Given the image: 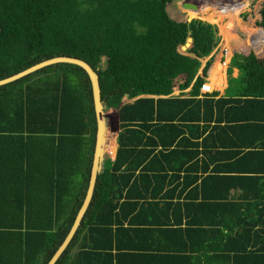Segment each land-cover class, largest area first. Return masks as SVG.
<instances>
[{"label":"trees","instance_id":"1","mask_svg":"<svg viewBox=\"0 0 264 264\" xmlns=\"http://www.w3.org/2000/svg\"><path fill=\"white\" fill-rule=\"evenodd\" d=\"M172 1L0 0V79L51 57H77L98 71L104 111L118 108L115 157L103 158L55 264L76 247L73 264H104L113 226L118 237L124 220L136 236H186L200 264H264V60L234 53L222 96L201 93L209 62L198 69L219 33L227 46L242 45L237 29L264 57V32L241 23L248 0L217 5V23L185 18ZM189 36L192 46L180 51ZM224 71L213 63V87H223ZM175 87L182 92L170 95ZM95 135L91 83L80 66L55 63L0 85V264L48 262L84 199ZM105 139L113 154L108 132ZM134 256L130 264L147 255ZM180 256L163 252L152 263L182 264Z\"/></svg>","mask_w":264,"mask_h":264},{"label":"water","instance_id":"2","mask_svg":"<svg viewBox=\"0 0 264 264\" xmlns=\"http://www.w3.org/2000/svg\"><path fill=\"white\" fill-rule=\"evenodd\" d=\"M201 5H202L201 3L197 1H193V0H183L180 2V7L184 10H195L196 11L199 7H201ZM191 46H192V38L189 36L187 38L186 43L181 46V50L185 51L187 48H190ZM55 63L75 64V65L80 66L87 73L90 83H91V89H92L94 114H95V120H96V135H95V143H94L92 164L90 168L88 187H87L84 199L82 201V204L77 214L74 217V220L72 222V225L68 233L66 234L63 241L54 251V253L52 254V256L50 257V259L48 260L46 264H55L57 259L66 249L67 245L70 243L72 237L74 236L76 230L78 229L80 225L83 215L85 214L88 208L89 202L93 195V190H94V186L96 183L97 175L100 172L101 167H102V160L104 158V146L106 142L105 136L107 132V123H106V116H105L106 112L104 111L103 103L101 100L98 71L94 69L93 67H91L86 61L82 59H79L77 57H72V56L51 57V58L42 60L40 62H37L15 74H12L8 77L0 79V85L15 81L45 66L55 64ZM117 120H118V117H117ZM115 154L116 152L114 153V156Z\"/></svg>","mask_w":264,"mask_h":264},{"label":"rangeland","instance_id":"3","mask_svg":"<svg viewBox=\"0 0 264 264\" xmlns=\"http://www.w3.org/2000/svg\"><path fill=\"white\" fill-rule=\"evenodd\" d=\"M181 1H183V0H173L172 2H176V5L179 7V9L182 12H184L185 18H188V19L199 18L201 20H205V21H208L211 23H217L216 21H218V19L215 16L216 6L217 5L223 6L226 1H230V0H193V1H197V2L202 4L201 7H199L196 11L195 10H184V9H182L180 7ZM242 1H244V0H242ZM245 3H247L246 6L244 8H242L241 11L238 12V14H237L241 23L244 24V26L248 27V28L251 25H257L264 32V19L260 18V12H259L261 10L264 13V0H248ZM187 12L189 13L190 18L188 16ZM227 31H228V26H227ZM235 32L239 36L238 41L242 45H238V43H236L234 40H231L229 43V46H227V43L225 41H223V37L220 35L219 29H218L220 39L218 41L216 49L209 56H207L205 59H203L199 63L198 69L200 72L201 68L206 63V61L209 62V67L207 70L208 75L206 78L208 80V82L210 80V71H211L213 63L216 61H219L222 64L225 63L224 84H225V82H227V85H228L229 61H230L231 56L234 53H242L244 55L252 54L257 60H261V61L264 60V57L256 56V53H255L253 47H251L249 44H247L248 36H247L246 32H243L240 29L239 30L237 29ZM225 49L227 50L226 54H225V52L223 53V51ZM179 50L182 51L181 47L179 48ZM182 52H184V51H182ZM236 73H237V71L233 70V76H235ZM210 86H212V85L210 84ZM213 88H215V87H213ZM215 89H217V88H215ZM220 89H222V88H220ZM178 90L179 89H177L175 87L173 92H172L173 93L172 95H177L180 92H182L180 90V92L177 93ZM186 90H188V89H185V91ZM127 101H128V99L126 97H123L122 102H127ZM117 110H118L117 107L109 106V108L106 110V115H105L106 116V123H107V132L110 134L111 140L112 141L114 140V142L116 140L117 133L119 132V125H118V120H117ZM115 146H116V148H115L114 153L116 152L117 144ZM114 153L111 154L109 152V150H107L104 146V157L105 156H110V157L112 156L113 157Z\"/></svg>","mask_w":264,"mask_h":264},{"label":"crops","instance_id":"4","mask_svg":"<svg viewBox=\"0 0 264 264\" xmlns=\"http://www.w3.org/2000/svg\"><path fill=\"white\" fill-rule=\"evenodd\" d=\"M234 70L237 71L236 68H234ZM226 87H227V82H225L222 89H216L219 92V96H222L224 94ZM228 133L232 135L230 131H228ZM127 225H129L127 220H124L122 229L125 230V233H119L118 237L115 231L116 227L113 226L112 239L110 242L111 247L109 248L107 247V249H105L104 251V256H105L104 264H130L131 259L133 260V258L135 257L134 254L147 255V256H143V259H140V260H144L141 264H153L152 257L154 255L163 252H167V253L174 252V254L181 255L180 260H182V264H200L199 261L200 250L198 246H196L193 250H190L189 249L190 242L188 241L186 236L182 237L183 240H180L179 238H177V233L173 231L167 232L164 235V238H159V239L156 236L147 237L146 234L141 236H136L133 233L126 230ZM133 227H137V226H133ZM122 243L123 244L127 243L128 247L125 246L117 247V244H122ZM139 246H143V248H139ZM78 249L79 247L73 248L70 259L65 264H73L74 256L75 253H78ZM188 254L192 258V259L190 258L191 260H188V258L185 256ZM131 255L133 258L130 257ZM178 262L179 264H181V261ZM77 264H83V261L77 260Z\"/></svg>","mask_w":264,"mask_h":264},{"label":"built area","instance_id":"5","mask_svg":"<svg viewBox=\"0 0 264 264\" xmlns=\"http://www.w3.org/2000/svg\"><path fill=\"white\" fill-rule=\"evenodd\" d=\"M225 52V54L227 53V50L225 49L224 51H223V53ZM214 90V88L212 87V86H210V83L208 82V80L206 79L205 81H204V83H202L201 85H200V91H201V93H210V92H212ZM178 92H180V90H178L177 91V93ZM173 93H171L170 95H172Z\"/></svg>","mask_w":264,"mask_h":264},{"label":"clouds","instance_id":"6","mask_svg":"<svg viewBox=\"0 0 264 264\" xmlns=\"http://www.w3.org/2000/svg\"><path fill=\"white\" fill-rule=\"evenodd\" d=\"M214 90H216V89L214 88ZM214 90H213V91H214ZM213 91H212V92H213ZM210 93H211V92H210ZM202 94H204V93H202ZM114 157H115V156H113V157L111 156V158H114Z\"/></svg>","mask_w":264,"mask_h":264}]
</instances>
